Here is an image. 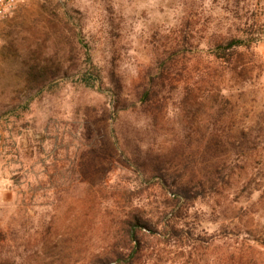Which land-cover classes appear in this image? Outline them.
Listing matches in <instances>:
<instances>
[{
	"label": "rangeland",
	"instance_id": "374dc122",
	"mask_svg": "<svg viewBox=\"0 0 264 264\" xmlns=\"http://www.w3.org/2000/svg\"><path fill=\"white\" fill-rule=\"evenodd\" d=\"M163 57L179 87L152 120L134 90ZM148 147L168 178L142 171ZM0 264H264V0H26L6 18Z\"/></svg>",
	"mask_w": 264,
	"mask_h": 264
},
{
	"label": "trees",
	"instance_id": "16d2710c",
	"mask_svg": "<svg viewBox=\"0 0 264 264\" xmlns=\"http://www.w3.org/2000/svg\"><path fill=\"white\" fill-rule=\"evenodd\" d=\"M241 42H239L237 39L234 38H227L225 40H221L216 46V54L215 56L224 64H229L230 61L233 58V55L235 54L236 50L235 47L237 45H240ZM177 50V49H176ZM175 50V51H176ZM171 58H160L158 60L159 63V71L157 78H153L150 75L151 70L147 71L146 77L137 85V87L134 90V98L136 99V103L141 105L145 112L151 111V119L154 120L156 117V113L162 112L164 105L160 102V93L166 86H170L171 89H174L175 91L178 90V84L174 82H170L167 80L168 76L166 71L169 70L171 66L176 65L177 60L173 59L171 63ZM233 69V68H231ZM80 81L83 82L84 85L89 87H99L97 79L98 77L92 76V74L83 72L79 73ZM189 89V91H185L182 96L183 105L186 106V103L188 101L189 94L194 92L195 88H190L186 86L185 90ZM198 89V88H197ZM205 89H208V87ZM163 154L161 152H156L151 150L149 147L145 150V158L146 161L144 164H140L142 167V171L144 173H147L148 177L151 178H168L170 176L169 174V167L165 163V160L163 159ZM163 181V180H162ZM184 185V184H183ZM174 190H182V185L180 184H173ZM175 195H177V192L173 191ZM128 219H125L123 222H128ZM138 227L140 224H137ZM143 226L149 227L147 222H142ZM130 235L128 236L129 239H135L136 235L135 232H128Z\"/></svg>",
	"mask_w": 264,
	"mask_h": 264
},
{
	"label": "built area",
	"instance_id": "2783aa9c",
	"mask_svg": "<svg viewBox=\"0 0 264 264\" xmlns=\"http://www.w3.org/2000/svg\"><path fill=\"white\" fill-rule=\"evenodd\" d=\"M26 0H0V25L11 16Z\"/></svg>",
	"mask_w": 264,
	"mask_h": 264
}]
</instances>
